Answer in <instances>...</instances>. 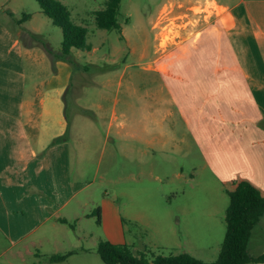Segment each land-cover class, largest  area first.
Segmentation results:
<instances>
[{"label":"rangeland","instance_id":"374dc122","mask_svg":"<svg viewBox=\"0 0 264 264\" xmlns=\"http://www.w3.org/2000/svg\"><path fill=\"white\" fill-rule=\"evenodd\" d=\"M61 1L71 10L72 19L87 27V41L92 44L90 51L72 48V75L63 94L69 123L65 140L72 171L89 183L79 197L91 195L81 208L86 214L82 225L98 227L103 233V198L112 197L122 214L128 240H133L148 258L188 252L206 262L215 260L226 232L230 181L221 182L210 174L181 119L166 120L175 130V140L161 149L157 143L141 144L135 136H125V131L117 134L119 121L113 116L127 115L126 131L149 136L143 133L142 115L158 107L163 112L174 107L149 95L167 80L168 61L174 57L169 54L177 44L197 45L200 39L194 41V37L201 38L205 31L216 32L215 26L226 17L224 7L216 0H121V29L107 30L95 21V11L103 9L107 0ZM236 10L251 23V18L264 17V8H246L245 3ZM24 13L30 17L20 22ZM0 24L8 27L20 44L31 42L29 46L35 52L21 60L14 51L12 58L17 59L18 71L12 70L11 75L3 72L8 81L23 80L27 87L48 78L60 83V73L55 78L60 66L54 54L61 51L62 29L41 10L37 0H0ZM161 35L167 39L163 40L164 51L158 45ZM254 39L252 49L261 48L260 40ZM164 97H168L165 89ZM182 136L185 142L180 141ZM248 250L253 256L264 252V213L252 230ZM34 262L39 264L33 255L22 260L7 251L0 256V264ZM42 263L47 264L44 256Z\"/></svg>","mask_w":264,"mask_h":264},{"label":"crops","instance_id":"0c3cea01","mask_svg":"<svg viewBox=\"0 0 264 264\" xmlns=\"http://www.w3.org/2000/svg\"><path fill=\"white\" fill-rule=\"evenodd\" d=\"M216 1L226 14L215 26L218 30L194 37L200 39L197 45L177 44L169 54L174 57L168 61L167 80L149 93L174 107L167 112L158 107L142 115L147 137L126 131L127 115L114 113L117 134L125 131V136H135L141 144L157 143L166 149L175 140V130L166 120L177 117L190 130L204 166L216 180L242 177L264 192V17L251 18V23L236 13L242 3L246 8H264V0ZM254 36L261 48L252 49ZM30 44H20L0 24V256L9 251L22 260L33 255L39 264L43 256L47 264H105L93 253L100 239L139 248L128 240L112 197L103 198V233L82 225L86 214L81 208L91 195L79 197L89 183L74 176L65 140L69 123L63 94L72 75L70 62L55 57L60 66L55 78L60 73V83L48 78L27 87L23 80L4 77L3 72L18 71L17 59L12 58L15 50L21 60L35 53ZM164 89L168 97L162 98ZM62 135L60 142H53ZM180 141L185 142V136ZM58 253L68 254L48 262V256Z\"/></svg>","mask_w":264,"mask_h":264},{"label":"trees","instance_id":"16d2710c","mask_svg":"<svg viewBox=\"0 0 264 264\" xmlns=\"http://www.w3.org/2000/svg\"><path fill=\"white\" fill-rule=\"evenodd\" d=\"M41 10L51 18L52 22L62 29L60 54L55 57L68 62L71 59L72 48L90 51L92 44L87 41L88 29L76 23L71 17V10L61 0H37ZM121 0H107L105 7L95 11V21L102 29H121L118 21ZM30 14L24 13L19 21H24ZM49 52H52L48 48ZM90 66H87V68ZM63 138L58 136L55 140ZM55 141V142H56ZM231 188L227 190L229 204L226 208V232L221 249L215 260L203 261L188 252L178 254H157L152 259L135 249L129 243H114L107 239H100L97 253L105 264H248L264 262V252L253 256L249 253L248 243L254 226L264 213V192L252 181L237 177L230 181ZM68 253L52 254V261L63 260Z\"/></svg>","mask_w":264,"mask_h":264},{"label":"built area","instance_id":"2783aa9c","mask_svg":"<svg viewBox=\"0 0 264 264\" xmlns=\"http://www.w3.org/2000/svg\"><path fill=\"white\" fill-rule=\"evenodd\" d=\"M162 12H164V10H161V13H162ZM159 20H160V19H158V20L155 22V24L153 25L154 28H157V27H158ZM163 29H164V26L161 27V29L159 30L158 33H159V34H162V30H163ZM158 33H157V34H158ZM165 36H166V35H161V37H159V36H158V38L156 37V38L158 39V45H159V48H161V50H163V51L165 50L164 41L167 40V39H165ZM163 40H164V41H163Z\"/></svg>","mask_w":264,"mask_h":264}]
</instances>
